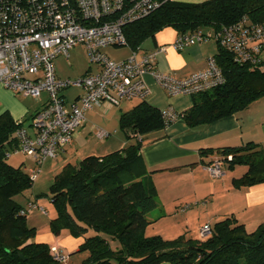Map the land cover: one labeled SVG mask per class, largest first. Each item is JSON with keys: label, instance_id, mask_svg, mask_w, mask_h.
Here are the masks:
<instances>
[{"label": "trees", "instance_id": "trees-1", "mask_svg": "<svg viewBox=\"0 0 264 264\" xmlns=\"http://www.w3.org/2000/svg\"><path fill=\"white\" fill-rule=\"evenodd\" d=\"M243 17L254 24L264 23V0H207L197 4L169 0L147 17L126 25L123 33L127 48L135 51L166 28L184 35L217 30ZM217 49L214 57L225 82L192 96L191 107L178 113L190 129L236 114L264 98V63L238 64L229 52ZM20 127L7 112L0 115V264H62L53 259L48 245L29 243L35 229L27 226L26 214H21L25 209L16 201L33 184L21 166L13 167L6 161L7 152L17 147L13 135ZM166 127L161 111L141 101L119 118V129L131 142L127 147L66 164L50 187L56 213L49 222L51 234L66 231L73 238H84L78 248L87 253L82 264H264V222L247 232L234 217H225L213 224L206 239L145 236L149 225L146 215L156 209L157 202L153 181L144 174L139 153L145 136ZM200 153L215 154L229 170L245 166L246 173L233 182L237 188L264 183V152L255 143ZM89 231L92 235L86 236ZM104 236L119 247L111 249Z\"/></svg>", "mask_w": 264, "mask_h": 264}, {"label": "built area", "instance_id": "built-area-1", "mask_svg": "<svg viewBox=\"0 0 264 264\" xmlns=\"http://www.w3.org/2000/svg\"><path fill=\"white\" fill-rule=\"evenodd\" d=\"M165 1L169 0H0V85L23 97L47 95L45 105L31 119L32 133L22 127L15 130L17 147L6 157L22 155L36 166L56 158L85 121L87 111L104 105L119 106L123 101H142L148 94L146 75L170 97H192L223 85L224 75L215 57L207 59L203 71L179 79L155 68L156 56L165 47L147 53L131 51L120 62L102 52L105 48L127 47L123 28L147 17ZM208 41L229 52L234 62L257 66L264 49V23L254 24L243 17L217 30L177 35L171 46L181 51ZM79 45L97 72L74 81L57 78L54 60L63 57L67 61L69 51ZM70 87L81 94L66 105L61 94ZM161 116L165 126L179 119V114L170 108L161 111ZM94 136L103 140L109 135L97 128ZM204 170L212 178L222 177V160L216 157ZM39 173L36 168L30 169V180L34 181ZM34 208L29 203L21 214ZM210 234L209 225L198 230L199 239ZM50 254L62 264L68 261V255L56 247H50Z\"/></svg>", "mask_w": 264, "mask_h": 264}, {"label": "crops", "instance_id": "crops-1", "mask_svg": "<svg viewBox=\"0 0 264 264\" xmlns=\"http://www.w3.org/2000/svg\"><path fill=\"white\" fill-rule=\"evenodd\" d=\"M171 1L197 4L207 0ZM176 37L177 32L172 28L163 29L153 38L144 41L139 51L147 53L161 46L165 47V51L156 56L155 68L179 79L206 69L207 59L214 57L218 52L214 41L176 51L171 46ZM259 58L261 63H264V49ZM57 59L59 57L54 62ZM97 70L94 65L88 66L79 77L86 73H95ZM60 73L55 70L57 78L64 80L61 77L63 74L61 73L60 76ZM144 82L148 94L142 101L151 107L159 111L170 108L179 114L191 107V97L168 96L150 75L144 77ZM66 91L61 94L66 105L72 103L81 94L79 90L69 102L65 95ZM43 95L44 99H42ZM263 100L255 101L236 114L192 129L188 128L182 119H177L163 131L150 133L143 138V147L139 153L140 162L144 174L150 175L153 181L157 202L156 209L146 215L149 225L145 229V236L157 235L164 240H173L179 236L199 239V228L205 225L212 227L215 222L229 216L242 224L247 232H253L264 222V183L250 187H235L234 180L240 179L247 171L242 165L228 169L229 171L223 166L222 177L212 178L204 170V166L217 156L215 154L204 156L200 153L207 149L241 147L246 143H255L264 152ZM46 101L45 93L33 99L17 95L0 85V115L7 112L12 120L20 123L28 133H32L30 129L32 117ZM140 102V100L123 101L119 106L104 105L87 111L85 121L74 132L71 142L58 153L56 158L46 159L43 163L51 161L49 170L57 174L66 164H77L85 157H102L127 147L131 142L119 129V118L122 113L129 111ZM29 119L30 122H27ZM26 123H29L28 126ZM97 128L102 129L109 136L103 139L106 141L99 140L102 142L95 144L92 139L95 141L97 139L94 136ZM28 159L35 164L32 159ZM22 164L25 166V163ZM32 168L27 167L24 171L29 174ZM33 197L31 196L32 200H27V204L39 203L36 197ZM20 202L18 203L22 209L26 210V205ZM49 212V215L46 213L44 216L34 208L26 213L27 226L35 229V237L29 243L56 247L60 253L68 255L65 264L68 262L74 264L71 257L77 255H80L83 262L87 256L81 255L78 248L84 242V238H73L66 231L58 236L52 235L49 231V222L55 218L56 213L53 208ZM88 235H92V232L89 231L86 236Z\"/></svg>", "mask_w": 264, "mask_h": 264}, {"label": "rangeland", "instance_id": "rangeland-1", "mask_svg": "<svg viewBox=\"0 0 264 264\" xmlns=\"http://www.w3.org/2000/svg\"><path fill=\"white\" fill-rule=\"evenodd\" d=\"M102 52L110 60L115 61V62L123 61L130 55V50L127 47H123V48H112L111 47V48L103 49ZM88 66H91V64L88 61L87 53L84 47L80 45L68 53L67 61H65L63 57H59V59H57L54 62V67L57 73L59 74V71H60L63 74L62 75L60 73V76L62 75L61 77H63L64 80H71V81H74L77 78H79V74H82ZM78 92L79 90L74 87H70L69 89H67L65 95L68 101L70 102L74 98V95H76ZM44 97L45 96L43 95L42 99H44ZM262 99H259V100H262ZM27 122H30V119L27 120ZM28 124L29 123H26L27 126ZM92 140H93V143L95 144L98 142L106 141V140L99 141L98 139H96V141L94 139ZM6 161L9 165L11 166L13 165V167L21 166L23 170L27 169V167H33V168L40 170L39 176L37 180L32 184V188L29 190V192L25 195L18 196L16 201L17 202L22 201L23 205H26V208L28 209L29 203L27 204V200L31 199V196L33 197L34 195L36 197V200L39 202L38 204H36L35 202L33 203L35 205V208H37V211L39 210L44 216H46L45 215L46 213L47 215H49L50 213L49 210H51L52 208L54 209L53 204L51 202L50 187L53 182V177L56 175L55 172H52L49 170L51 161H47L45 163H42L39 166L38 165L36 166L28 158L21 156V155L10 156ZM22 163H25V166ZM224 168H226V170L229 171L226 166ZM105 238L108 240L111 249L116 250V248L119 247V244L116 241H112L108 237H105ZM80 254L87 256L86 252H81ZM79 256L80 255H77L74 257L72 256L71 261L74 264H82L81 263L82 259ZM69 263L70 262H68V264Z\"/></svg>", "mask_w": 264, "mask_h": 264}]
</instances>
